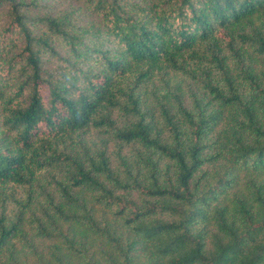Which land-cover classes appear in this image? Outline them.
<instances>
[{
	"label": "trees",
	"instance_id": "1",
	"mask_svg": "<svg viewBox=\"0 0 264 264\" xmlns=\"http://www.w3.org/2000/svg\"><path fill=\"white\" fill-rule=\"evenodd\" d=\"M26 253L264 264V0H0V264Z\"/></svg>",
	"mask_w": 264,
	"mask_h": 264
},
{
	"label": "rangeland",
	"instance_id": "2",
	"mask_svg": "<svg viewBox=\"0 0 264 264\" xmlns=\"http://www.w3.org/2000/svg\"><path fill=\"white\" fill-rule=\"evenodd\" d=\"M175 82H176V79H175ZM162 89H163V86L160 83V90H162ZM167 91H168V93L166 95L167 96L169 95L170 98H171V95H174L176 93V90H175V87L174 86H172L169 90L167 89ZM180 95L181 96L183 95V96L188 97L189 96L188 95V89L182 86V91H181V94ZM147 106L148 107H154V108L157 107V105L155 104V101L153 99L152 94H149V96H148ZM155 111H158V109L156 108ZM131 120H132L131 117H126L125 119L120 120V123H123V124H120V126L121 125H124L127 121L129 122ZM106 140H108V139H106ZM97 141L95 140L96 143H97ZM108 147H111V143L110 142L108 143ZM47 245H49V242L48 241H45V240H39V239H37V240L34 241V247L36 249V252H39V253L40 252L43 253L46 250ZM24 258H25V260H26L25 262L27 264H29V263L32 262V256H31L30 253H26L25 256H24Z\"/></svg>",
	"mask_w": 264,
	"mask_h": 264
}]
</instances>
